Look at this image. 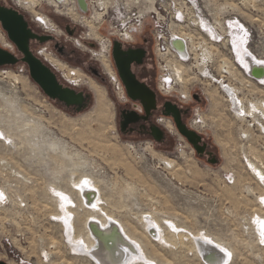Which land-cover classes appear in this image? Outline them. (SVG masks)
I'll return each instance as SVG.
<instances>
[{
	"label": "rangeland",
	"instance_id": "rangeland-1",
	"mask_svg": "<svg viewBox=\"0 0 264 264\" xmlns=\"http://www.w3.org/2000/svg\"><path fill=\"white\" fill-rule=\"evenodd\" d=\"M104 3L117 10L120 21L131 14L146 17L137 47H145L147 52L143 67L133 72L138 79L150 78L159 105L168 98L189 108L184 123L201 135L217 163L209 164L207 155L199 157L179 136L172 121L171 131L166 130L159 121L169 118L162 115H156L154 121L164 131V142L157 144L149 137L121 134L119 111L131 107L120 102L112 88L117 74L111 48L107 59L113 76L104 75L102 82L78 64L89 62L103 71L88 46L73 45L72 39L84 36L86 28L71 23L61 7L45 8L53 25L48 32L76 51L75 60L61 58L53 42L42 47L48 48L46 53L67 70L83 74L84 82L91 80L101 87L104 99L97 105L94 94L81 83L75 88L88 95L87 107L81 111L66 108L46 98L28 73L7 75L2 72L16 73V67L0 69V261L97 264L81 250L85 249L83 244L89 249L94 247L89 228L94 218L106 225L112 222L121 236L122 226L125 234L135 240L123 236L136 252L128 253L119 245L123 253L119 264L126 263L129 254L137 256L126 264H209L202 251L213 262L218 261L214 264H264V237L254 224L264 219V202L259 200L264 196V185L250 165L264 169V133L258 126H264V109L250 105L264 104V81L249 76L244 60L248 56L264 66V0ZM0 5L9 7L4 0ZM70 6L64 5L67 9ZM111 25H102L97 35L121 26L115 19ZM66 26L74 28L75 34L69 36L64 31ZM156 26L167 37L176 33L186 44L184 58L179 55L169 67L172 71L173 63L181 66L186 71L187 85L178 83L172 73L170 81L175 84L165 87L172 96H186V101L158 91L170 71L165 72L153 55L151 32ZM98 41L95 55L103 51L106 54L107 44ZM199 44L209 53L206 65L199 64ZM39 47L33 46L32 51L36 54ZM221 58L229 61L238 74V80L233 81L225 75L239 89L237 97L255 114L245 123L229 105L223 86L218 84L220 79L212 82L211 74L216 76ZM54 71L59 81L68 85L61 72ZM12 76L20 82L16 84ZM194 95L201 101L194 100ZM244 130L250 134L248 139ZM165 160L172 161L173 168ZM84 184L94 191L95 204L84 203L79 192ZM198 239L208 240L212 251L200 250Z\"/></svg>",
	"mask_w": 264,
	"mask_h": 264
},
{
	"label": "water",
	"instance_id": "water-1",
	"mask_svg": "<svg viewBox=\"0 0 264 264\" xmlns=\"http://www.w3.org/2000/svg\"><path fill=\"white\" fill-rule=\"evenodd\" d=\"M0 27L20 55V57H17L0 48V68L15 67L19 64L25 65L30 79L46 98L56 101L66 108H75L77 111L87 107L89 102L88 95L73 86L61 83L52 66L30 49L32 41L44 45L54 42L55 38L53 36L34 33L23 14L4 5H0ZM145 56L146 51L143 48L129 47L125 49L119 40L112 41L111 58L118 79L124 88L127 98L132 103L138 104L143 112V114H139L133 109L121 111L119 122L121 132H124L131 124L147 122L158 109L156 92L144 82L139 81L132 70L133 66L143 64ZM194 99L197 100L198 96L194 95ZM160 112L163 117L172 121L179 136L191 146L199 157L207 155L209 164L215 165L217 163L212 153L208 152L207 143L203 141L201 135L184 123L182 111L176 104L171 101H165L162 103ZM149 135L154 142L160 143L164 139L165 134L159 125L152 124L149 126ZM95 234L99 236L101 232L98 231ZM0 264L6 263L0 261Z\"/></svg>",
	"mask_w": 264,
	"mask_h": 264
},
{
	"label": "bare ground",
	"instance_id": "bare-ground-1",
	"mask_svg": "<svg viewBox=\"0 0 264 264\" xmlns=\"http://www.w3.org/2000/svg\"><path fill=\"white\" fill-rule=\"evenodd\" d=\"M81 4L82 3V0L80 1ZM136 4V3H135ZM70 9V8H69ZM71 10V9H70ZM70 10H67L65 12L68 13L69 15H72V12H70ZM58 14H63L62 12L58 11L57 12ZM99 18H100V15H97L95 17V19L97 21H99ZM93 23V22H92ZM92 23H89L88 27H89V36L90 37H93L94 39L96 40H101L100 37L94 33V29L96 28V25H91ZM45 27L48 28V31H51L49 30V27L50 26H53L51 25L50 21H46L45 22ZM95 24V23H94ZM93 26H94V29H93ZM54 29V28H53ZM186 38H188L189 40H192L190 37H187L185 36ZM185 38V39H186ZM184 46L186 47V44L184 43V41L181 39V40H177L174 44H173V47L175 48L176 52L178 55H182L181 57L184 58V55L182 52H184ZM199 47L201 48L202 50V54H201V62L199 64H202V65H206V63H208V58L210 59V57L208 56V52L203 49V47L199 44ZM46 53V52H45ZM185 53V52H184ZM43 57H44V60H46L55 70H57L58 72H61V75L63 76V78L68 81L69 83H71L72 85H75V86H78L80 85L81 83H83L88 89L89 91H91L93 94H94V97H95V100H96V103L97 105H99L103 99H104V94H103V91H102V88L99 87L97 84H95V82L93 81H89V82H84L83 81V74L79 73V71H76L75 70H66V68L61 65L59 62H57L52 56L50 55H47V54H43ZM95 57L97 58V60L101 63V66L104 70V72L108 75V76H113L112 75V71L111 69L109 68V63H108V59H107V56L106 54H104V51L102 53H100L99 55H95ZM246 62H247V67H248V73H249V76L250 77H254V78H260L261 81H264V66L261 65V63L259 62H255L254 60H252L251 58H248V56H245V59H244ZM172 62V61H171ZM220 65H218L217 67V72H216V76L212 75L211 74V77H212V82L216 79H220L219 83L221 86H223V89H224V92L227 94V97H228V101H229V105L233 106L235 110V113H236V117H238L242 123H245L246 119L248 118H252L255 117V114L249 110H247L243 104V100L240 98V97H237L238 96V93H239V89L237 87H234L232 86V84H230L229 82V78H227L225 75H229V77L231 78V80H238L237 79V76L238 74L236 73L235 69H233V66L231 65V63L229 61H227L226 59L224 58H221L220 61H219ZM222 64V66H221ZM172 73L175 77V80L178 81V83H181L182 86H186L187 85V81L184 79L185 78V74H186V71H184L181 66H179L178 64L176 65V63L172 65ZM230 68H231V71H230ZM208 72V71H207ZM209 73V72H208ZM187 76V75H186ZM214 76V77H213ZM116 78V76H115ZM12 79L14 80V82L17 84L19 83L20 79L17 77V76H12ZM116 80V79H115ZM228 82V84L225 85V83ZM180 85V84H179ZM215 86V85H214ZM183 88V87H182ZM241 93V92H240ZM223 94V93H222ZM212 97V96H211ZM211 99V98H210ZM226 99V98H225ZM211 101H213L211 99ZM250 105H252V107H255L256 109H264V104L262 103H250ZM261 111V110H260ZM263 111V110H262ZM262 113V112H261ZM263 115V114H262ZM264 116V115H263ZM239 120V121H240ZM264 120V119H262ZM261 120V121H262ZM161 125L168 131H171V122L168 121V120H163L161 121ZM247 126H251L250 123H246ZM258 126L260 127V131H262V133H264V126L262 125V123L258 124ZM249 132H246V130H244V135L245 137L248 139L250 136V134H248ZM245 138V139H246ZM243 139V138H242ZM246 139V140H247ZM251 140V138H250ZM165 164L166 165H169V166H173V162L172 161H169V160H165ZM250 165H252V169L254 170L255 174H256V177L257 179L259 178L260 182H262V186L264 185V169L260 168L258 165H255L254 163H250ZM173 168V167H172ZM171 169V168H170ZM254 174V176H255ZM85 182V181H84ZM259 182V181H258ZM259 182V183H260ZM261 184V183H260ZM83 185V184H82ZM81 187V186H80ZM87 190H86V189ZM90 188V187H89ZM263 188V187H262ZM81 195H82V198L84 199V203L85 204H90L91 202L94 203V201L92 200L95 195H94V191H92L91 189H88L87 186H82L80 189H79ZM96 190V189H95ZM96 192V191H95ZM254 193V192H253ZM264 195V194H263ZM96 199V197H95ZM259 200L264 202V196H260L259 197ZM97 201V200H96ZM95 204V203H94ZM93 204V205H94ZM264 206V205H263ZM92 220L90 221H93V222H90L89 224V228H90V234H92V236L94 237L93 239V242H94V247L92 249H89L88 246H86V244H83V247L85 249H81L82 251L85 250V252L97 263V264H110L109 261H112V264H119L118 261H120V259L123 257V253H122V250L121 248H119L120 246H123L125 248H127L128 250V253L131 252V253H135L136 252V249L133 245H130L129 243H127L124 239L123 236L127 237L130 241H135V240H132L131 237H129L127 235V233L125 234V230L124 228L121 226L120 229L122 228V232L124 233V235H120L119 234V229L116 227H114L113 224L109 223L106 225V223H101L99 222L97 219H94V218H91ZM114 220V219H113ZM98 221V222H97ZM147 221V220H146ZM255 223V228L256 230L259 229L261 235L264 237V219H257L256 221H254ZM92 223V225H91ZM99 224V226H98ZM120 226V225H119ZM147 227V226H146ZM158 229V228H157ZM124 230V231H123ZM94 231V232H93ZM98 231L101 232V234H99V236H97L95 233ZM149 231L151 232V228L149 229ZM148 231V232H149ZM153 231V230H152ZM156 233V232H155ZM159 233V232H158ZM156 236H158V234L156 233ZM199 244H197L200 248V250H205L208 249L210 251H212L213 247L207 245V241H202V239H198L197 240ZM122 242V244H120ZM201 243H203L201 245ZM79 245V244H78ZM120 245V246H119ZM213 245V244H212ZM81 247V246H80ZM202 247V248H201ZM79 248V247H77ZM87 249V250H86ZM77 250H80V249H77ZM127 254V253H126ZM138 254V253H137ZM139 255V254H138ZM202 255H204V258H205V261H207L209 264H214L213 260H211L210 258H208V256L203 253L202 251ZM88 256V257H89ZM135 256L137 255H131L129 254V259L127 262L135 259ZM110 257V258H109ZM90 258V259H91ZM127 258V257H126ZM110 259V260H109ZM139 259V258H138ZM92 260V261H93ZM125 261V260H124ZM126 262V263H127ZM218 261H216L215 263H217ZM125 262L122 263V264H126Z\"/></svg>",
	"mask_w": 264,
	"mask_h": 264
},
{
	"label": "built area",
	"instance_id": "built-area-1",
	"mask_svg": "<svg viewBox=\"0 0 264 264\" xmlns=\"http://www.w3.org/2000/svg\"><path fill=\"white\" fill-rule=\"evenodd\" d=\"M4 1L10 8H13L17 10L19 13L23 14L30 28L32 27L36 29L41 34H47L51 36H53L52 35L53 32H48V29L45 27L46 25L45 22L50 20L49 16L45 12V8L58 9L59 7H61L62 10L64 9L66 11L71 9L70 12H72V15L66 13L71 23L73 24L78 23L82 27L86 28V33L84 34V36H79L76 39H72L73 45L77 48H83L84 45L88 46L86 48H88L89 53L95 59H97L95 57L96 54L95 43H98L99 46V41L89 36L90 30L87 26V23H92V22L95 23L96 30L94 31V33L98 35H99L98 33L99 28L105 23L111 25L114 19L119 25H121L120 28L116 31L115 30L112 31V28H108L107 34L100 36L101 39L108 46L106 53V56L108 57L109 56L108 50H110L111 48L110 40L112 38L119 40L124 47L127 48L137 47V39L142 36L141 34L144 30V26L146 22V17L139 14L137 15L131 14V16L128 15L126 16L125 20L120 21L119 18H116L117 10L114 9L113 6L104 3V1L106 2L108 0H82L83 4L80 3L81 0H65V2H63V0H4ZM68 3H70L71 5L70 9L64 7V5H67ZM93 3L95 4V6ZM97 15H100L99 21L95 19ZM151 38H152L151 40H153V55L155 56L156 63L158 65L162 64L165 67L164 70L165 72H167V70L170 71V75L168 79H163L162 87H158V91L161 95H165V93H167L171 97L178 98L177 96H172L170 94V91L167 90L166 88L171 83L175 84L174 80L170 81V76H172V71L169 66L171 60L175 61L176 58H179V55L177 54L175 48L173 47V44L177 40H181V39L176 35V33L171 34L170 36L167 37V34L164 33L163 30H161L160 28H157V26L154 28L153 32H151ZM0 42L6 51L12 53L13 55L15 54V48L11 43L3 39ZM39 46L40 47L36 51V55L42 58L41 54L47 52L48 48L42 47V45ZM186 49L184 50V52H186ZM15 67H16V73H13L11 71L8 72L3 71L2 73H6V74L8 73L17 76L28 73L25 65L19 64ZM67 84L69 86H72L69 83ZM111 85L120 102H123L125 104L130 103L133 109H135L139 113H142L141 107L138 104L131 103L130 100L127 98L124 88L121 82L119 81V79L117 78V76H116V80L112 82ZM178 99L179 101H186V96L184 97L179 96ZM168 121L171 122L170 119H168Z\"/></svg>",
	"mask_w": 264,
	"mask_h": 264
},
{
	"label": "flooded vegetation",
	"instance_id": "flooded-vegetation-1",
	"mask_svg": "<svg viewBox=\"0 0 264 264\" xmlns=\"http://www.w3.org/2000/svg\"><path fill=\"white\" fill-rule=\"evenodd\" d=\"M31 29L33 30V32L34 33H37V34H39V35H42L41 33H39L36 29H34V28H32L31 27ZM64 31L68 34V35H74L75 34V29L74 28H71L70 26L68 27V26H66L65 27V29H64ZM0 37L3 39V40H5V41H9L8 40V38H7V36H6V34H5V32L1 29V27H0ZM13 45V44H12ZM40 44L38 43V42H36V41H32L31 43H30V49L32 50V47L33 46H39ZM55 45H57L56 47H55ZM14 46V45H13ZM0 48H2V49H4V47L2 46V44H1V42H0ZM14 48H15V46H14ZM53 48H54V50H56V52L58 53V55L61 57V58H63V59H65V60H67V61H69V62H71V61H74L75 59H74V57L76 56V51L75 50H72V49H68L66 46H65V44H63V42H61L60 40H58L57 38L54 40V42H53ZM135 48H143L146 52H147V50H146V48L145 47H135ZM5 50V49H4ZM43 54H47V55H50V54H48V53H42L41 54V57L44 59V57H43ZM15 56H17V57H20V55L18 54V52H17V50H16V48H15V54H14ZM51 56V55H50ZM99 62V61H98ZM109 62V61H108ZM143 63H144V60H143ZM82 68H84V70H86L87 72H90V74L94 77V78H96V79H99L100 81H102V82H104L105 81V78H104V75H106L107 77H110V78H112L111 76H108L105 72H104V70H103V68H102V66H101V63L99 62V64H100V66H101V68H102V70L103 71H101L100 70V68H96L95 66H94V64H92V63H89V62H79L78 63ZM141 67H143V64L142 65H140ZM65 67V66H64ZM137 67H139V66H133V71L135 70V68H137ZM66 68V67H65ZM109 68L111 69V67H110V65H109ZM67 70V69H66ZM111 71H112V69H111ZM112 73V72H111ZM136 74V73H135ZM137 75V74H136ZM58 77V76H57ZM139 77V76H138ZM62 78H63V76H62ZM59 79V78H58ZM64 79V78H63ZM60 80V79H59ZM65 80V79H64ZM66 81V80H65ZM139 81H141V82H144L145 84H147L151 89H152V85H151V80H150V78H144V79H141L140 77H139ZM66 82H68V81H66ZM69 83V82H68ZM69 84H71V83H69ZM72 85V84H71ZM72 86H75V85H72ZM85 86V85H84ZM75 87H79V85L78 86H75ZM86 87V86H85ZM80 91V90H79ZM85 93V92H84ZM157 94V93H156ZM199 97V96H198ZM157 99H158V96H157ZM168 98H163V102H165V101H171V100H167ZM194 99V98H193ZM194 100H196V99H194ZM197 100H199V102L201 101L200 100V98H198ZM131 102V101H130ZM162 102V103H163ZM172 103H174L173 101H171ZM132 103V102H131ZM174 104H176V103H174ZM180 109H181V111H182V119H183V121L184 120H186V118H188V116L190 115V110H189V108L188 107H184V106H181V105H178V104H176ZM131 107V109H133V107H132V105L129 103L128 104V106H126V107ZM161 107H162V104L161 105H159L158 104V109H157V111L155 112V113H153V115L149 118V120L147 121V122H138V123H136V124H131V125H129L128 127H127V129L124 131V132H121L120 131V129H119V131H120V133L121 134H123V135H125V136H129V137H133V136H137V137H149V138H151V136L149 135V126L150 125H154V124H156L155 123V121H154V118H155V116L156 115H161ZM124 110H129V109H127V108H124V109H122V110H120L119 111V122H120V113H121V111H124ZM133 110H135V109H133ZM136 111V110H135ZM137 113H139L138 111H136ZM139 114H143V112L142 113H139ZM163 117V116H162ZM165 118V117H164ZM161 121H163V119H161L159 122L161 123ZM158 125V124H157ZM152 139V138H151ZM165 141V135H164V139L161 141V142H164ZM160 142V143H161Z\"/></svg>",
	"mask_w": 264,
	"mask_h": 264
},
{
	"label": "trees",
	"instance_id": "trees-1",
	"mask_svg": "<svg viewBox=\"0 0 264 264\" xmlns=\"http://www.w3.org/2000/svg\"><path fill=\"white\" fill-rule=\"evenodd\" d=\"M114 40H116L115 38H114ZM113 41V40H112ZM61 105V104H60ZM152 140V139H151ZM156 143V142H155ZM157 144H159V143H157Z\"/></svg>",
	"mask_w": 264,
	"mask_h": 264
}]
</instances>
